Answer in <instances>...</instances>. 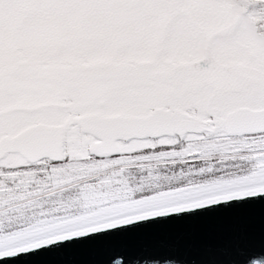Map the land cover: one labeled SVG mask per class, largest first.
Masks as SVG:
<instances>
[{"label": "snow or ice", "instance_id": "obj_1", "mask_svg": "<svg viewBox=\"0 0 264 264\" xmlns=\"http://www.w3.org/2000/svg\"><path fill=\"white\" fill-rule=\"evenodd\" d=\"M255 199L264 0H0L3 264Z\"/></svg>", "mask_w": 264, "mask_h": 264}, {"label": "water", "instance_id": "obj_2", "mask_svg": "<svg viewBox=\"0 0 264 264\" xmlns=\"http://www.w3.org/2000/svg\"><path fill=\"white\" fill-rule=\"evenodd\" d=\"M161 255L175 264H264V200L142 224L9 264H146Z\"/></svg>", "mask_w": 264, "mask_h": 264}]
</instances>
